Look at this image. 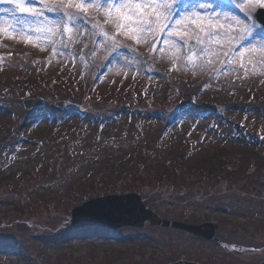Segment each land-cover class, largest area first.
I'll list each match as a JSON object with an SVG mask.
<instances>
[{
	"label": "rangeland",
	"instance_id": "1",
	"mask_svg": "<svg viewBox=\"0 0 264 264\" xmlns=\"http://www.w3.org/2000/svg\"><path fill=\"white\" fill-rule=\"evenodd\" d=\"M260 1L235 6L245 17L216 18L213 38L206 37V27L186 32L185 14L179 16L160 61L155 50L162 22L156 26V16L145 38L133 39L126 30L118 33L115 11L106 22L107 7L101 11L93 4L81 12L67 1L37 0L35 10L43 15L33 17L19 10L9 15L14 5L0 3L11 26L27 33L9 32L0 42V166L16 160L10 170L0 167V248L6 250L0 264H166L179 258L264 264V81L254 89L255 79L264 77V32L248 14ZM197 2L216 7L221 16L216 0ZM45 3L59 5V13L47 11ZM69 13H76L71 21ZM65 25L68 31L58 38ZM239 26L259 38L237 52L216 82L213 69L227 53L225 33ZM191 38L198 45L187 55ZM145 47L152 57L143 54ZM118 50L127 55L128 71L97 81L106 57ZM35 97L45 106H24ZM61 101L82 109L60 111ZM203 104L218 105L220 115H201ZM236 120L254 130L238 132L234 140L230 132L242 128ZM130 194L164 218L216 224L214 238L205 242L148 224L119 232L93 226L78 228L91 240L83 250L47 246L46 238L56 241L61 232L63 240L74 237L65 231L77 229L70 226L75 208L89 213L87 205L95 200ZM9 251L14 260L8 261Z\"/></svg>",
	"mask_w": 264,
	"mask_h": 264
},
{
	"label": "snow or ice",
	"instance_id": "2",
	"mask_svg": "<svg viewBox=\"0 0 264 264\" xmlns=\"http://www.w3.org/2000/svg\"><path fill=\"white\" fill-rule=\"evenodd\" d=\"M37 0H0V3H9L14 5V9L9 12V15L14 16L16 10L21 13H26L33 17H39L43 15V11H36L35 4ZM244 0H228V4L217 5L218 7H228L230 4L235 7L237 4L243 3ZM264 3V0H261ZM61 4L65 3V0H60ZM179 0H175V3L169 4L168 0H79L77 3H72V0H67L68 7H74L81 12H87L89 6L95 4L98 10L103 11L105 7L108 8L106 15V22L113 19V11H115L116 17L118 18V23L115 25L118 33L124 31V34L129 35L133 39H144V33L149 32L150 25L152 23V17H159L164 15L165 19H168V15L175 10ZM47 11L58 12L59 5L49 6L47 3L44 5ZM201 7L200 5H193L191 11H195V8ZM76 13H69L68 17L71 21ZM197 16L203 15V13H196ZM212 17L209 16V19ZM219 19V16L216 17ZM229 17L225 16V19ZM195 22V20H193ZM16 23L23 25L24 21L16 20ZM167 27V25H166ZM255 27V25H253ZM65 31H68V25H65ZM0 32L7 34L12 32L13 34L20 33L27 35L23 27L15 28L10 26L9 28H0ZM251 29H246V36L251 35ZM105 35H107L105 33ZM211 35V34H210ZM216 35H219L216 33ZM223 39V37H221ZM246 37H242L244 39ZM25 42H29L28 39ZM155 46V45H154ZM261 50H264V43L260 45Z\"/></svg>",
	"mask_w": 264,
	"mask_h": 264
},
{
	"label": "water",
	"instance_id": "3",
	"mask_svg": "<svg viewBox=\"0 0 264 264\" xmlns=\"http://www.w3.org/2000/svg\"><path fill=\"white\" fill-rule=\"evenodd\" d=\"M87 206L89 213L84 212L83 207L75 208L71 227L78 228L83 225L95 224L116 228L124 224L141 225L145 220H149L153 225L159 224L186 229L205 239L212 238L216 229V225L210 223L196 226L160 220L153 213L144 209L134 194L101 198L95 200L93 205L88 204ZM175 264L194 263L179 261Z\"/></svg>",
	"mask_w": 264,
	"mask_h": 264
},
{
	"label": "bare ground",
	"instance_id": "4",
	"mask_svg": "<svg viewBox=\"0 0 264 264\" xmlns=\"http://www.w3.org/2000/svg\"><path fill=\"white\" fill-rule=\"evenodd\" d=\"M192 7L193 6L189 7V10H190V13H191V20H195L196 24L208 25L209 23H211L213 21L212 18L209 19V16L212 17V15H207L206 11H204L203 9H199V8H195V11L193 12V11H191ZM196 13H203V15L197 16ZM220 13H221V16L219 17V20L221 21L222 16L225 19V15H227V14L224 13L223 11H221ZM3 14H4V11L1 10V12H0V23L2 25L6 26L5 29H7V28H9L11 26V23L7 19V17L5 15H3ZM225 20L227 22H232L233 20H236V17H231V18H228V19H225ZM221 31L222 32H226L224 29H222ZM210 34H212V33H210ZM225 36L228 37V38H234L235 40H237L238 37H239V32L236 31L234 28L230 27L228 29V31L225 33ZM254 40H255V35H253L251 41L253 42ZM225 45H224V48H225ZM221 47H222V44H221ZM162 52H165V50L163 48L161 49L160 53H162ZM164 56H166V53H164ZM224 63L228 67H230L232 65L231 57L226 58L224 60ZM128 67H129V64H128V61H127V55L125 53H120L118 51L116 53H113V54L109 55L107 57L106 61L100 66L99 73H98V78L100 80L106 79L107 77L110 76V72L116 73V72H119V71H122V70H127ZM223 76H224V72H223V70H221L216 75L215 80L216 81H220L223 78ZM263 91H264V88H263ZM26 141L28 142L27 138H21V140L19 142L20 143H24ZM15 161L16 160H12V158H10V159L7 158L0 167H2L4 171L5 170H10L11 167L15 164ZM17 168H18V165L15 166L16 170H17ZM65 233L69 234L71 236H74V237H72L70 239L63 240V238L61 236L63 234L61 232V235L59 237H56V241H51V239L46 238V240L48 239L47 242L53 244V245H50L49 243H46L47 246L50 249H52V251L55 248L65 249V247H63L65 245H69V246L73 245L74 247H77V248H80V250H83L88 245L91 244V242H90L91 240L90 239L86 240V238L81 237L79 235V233H77V232L65 231ZM71 236H69V237H71ZM92 241H97V246L98 247H100L102 245V243H103L102 240H97V239H94ZM55 243H56V245H55ZM2 254H6V250L0 248V255H2ZM9 256H11V257H9ZM6 257H7L8 261H11V260H14V258L16 256H12V253L10 255V251H9V255H7Z\"/></svg>",
	"mask_w": 264,
	"mask_h": 264
}]
</instances>
